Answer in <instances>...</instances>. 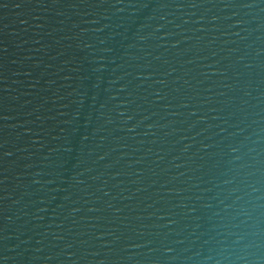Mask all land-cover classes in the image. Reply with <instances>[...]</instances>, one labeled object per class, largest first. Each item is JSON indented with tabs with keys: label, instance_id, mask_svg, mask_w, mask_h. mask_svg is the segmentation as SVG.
I'll list each match as a JSON object with an SVG mask.
<instances>
[{
	"label": "water",
	"instance_id": "95a60500",
	"mask_svg": "<svg viewBox=\"0 0 264 264\" xmlns=\"http://www.w3.org/2000/svg\"><path fill=\"white\" fill-rule=\"evenodd\" d=\"M233 233L264 264V0H0V264H235Z\"/></svg>",
	"mask_w": 264,
	"mask_h": 264
},
{
	"label": "clouds",
	"instance_id": "9594fccd",
	"mask_svg": "<svg viewBox=\"0 0 264 264\" xmlns=\"http://www.w3.org/2000/svg\"><path fill=\"white\" fill-rule=\"evenodd\" d=\"M244 240L245 237L243 234H232L231 250L238 253V255L235 257V264H247L246 258L249 245L245 244ZM225 251H228V249H226Z\"/></svg>",
	"mask_w": 264,
	"mask_h": 264
}]
</instances>
